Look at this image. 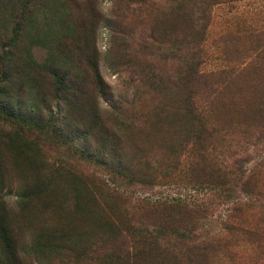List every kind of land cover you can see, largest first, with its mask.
I'll use <instances>...</instances> for the list:
<instances>
[{
    "label": "rangeland",
    "instance_id": "obj_1",
    "mask_svg": "<svg viewBox=\"0 0 264 264\" xmlns=\"http://www.w3.org/2000/svg\"><path fill=\"white\" fill-rule=\"evenodd\" d=\"M6 105L0 264H264V0H0Z\"/></svg>",
    "mask_w": 264,
    "mask_h": 264
},
{
    "label": "trees",
    "instance_id": "obj_2",
    "mask_svg": "<svg viewBox=\"0 0 264 264\" xmlns=\"http://www.w3.org/2000/svg\"><path fill=\"white\" fill-rule=\"evenodd\" d=\"M55 75H57V72L55 73ZM59 84L64 87V83H63L62 79L59 81ZM70 93L71 92L69 91V93H67V94H70ZM0 109L5 111V112L11 113L13 115H17V116L20 115L19 112H18V109H14L10 105L0 106ZM186 111H187L188 115L190 116V118L192 120V123L194 125V131H193L194 137H197V140L200 141V148H201L203 146L202 145L203 144V140L201 139V135L205 134L206 123H207V119H206L207 108L204 105L199 104L198 102H195L193 100V102L187 107ZM22 117H25V116H22ZM25 119H26L25 121H27L30 125H35L33 123L32 119L27 118V117ZM53 130H54L55 133L58 132V129L56 128V126H54ZM83 157L86 158V159H92L95 162H101L102 164L105 163L103 158H101L100 156L93 157L92 154H89V153H86V152H83ZM236 165L238 166V163H236ZM262 167H263V165H262ZM216 171L219 174L221 173V176H223L225 178H229L231 176V174H229L226 171V169L218 167L216 169ZM237 171H239V170L237 169ZM251 183H252V179H251V177H249L247 179V182L242 184V186H244L245 184H249V186L253 187L252 191H250L249 186H247L248 190L243 189L244 193H246L247 195L254 196V197H255V195L257 197H263V199H264V194L261 193L260 191H256L254 186ZM262 209L264 211V206L262 207ZM239 226L240 227H237V229L241 230L242 232H254V231H251L248 228H244V226L242 224H240ZM0 230L3 233L4 240H5L6 244L9 246V234L7 232L6 227L5 226H0ZM263 232H264V230H263Z\"/></svg>",
    "mask_w": 264,
    "mask_h": 264
}]
</instances>
